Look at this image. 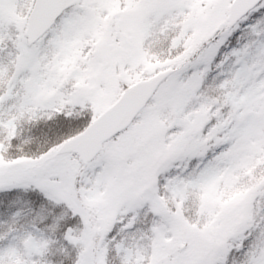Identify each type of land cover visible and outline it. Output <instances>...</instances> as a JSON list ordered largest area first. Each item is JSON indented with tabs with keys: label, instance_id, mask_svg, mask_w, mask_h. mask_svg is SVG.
<instances>
[{
	"label": "snow or ice",
	"instance_id": "obj_1",
	"mask_svg": "<svg viewBox=\"0 0 264 264\" xmlns=\"http://www.w3.org/2000/svg\"><path fill=\"white\" fill-rule=\"evenodd\" d=\"M0 264H264V0H0Z\"/></svg>",
	"mask_w": 264,
	"mask_h": 264
}]
</instances>
